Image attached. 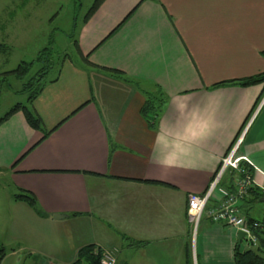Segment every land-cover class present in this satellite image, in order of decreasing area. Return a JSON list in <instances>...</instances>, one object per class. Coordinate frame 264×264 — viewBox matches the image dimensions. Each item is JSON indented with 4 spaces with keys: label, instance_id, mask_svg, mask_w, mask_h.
Returning <instances> with one entry per match:
<instances>
[{
    "label": "crops",
    "instance_id": "1",
    "mask_svg": "<svg viewBox=\"0 0 264 264\" xmlns=\"http://www.w3.org/2000/svg\"><path fill=\"white\" fill-rule=\"evenodd\" d=\"M74 43L84 65H63L30 104L42 132L55 129L42 138L20 112L0 123V178L13 204L71 228L69 258L58 250L53 263L91 245L116 264H234L244 241L205 211L193 232L187 196L206 191L235 147L254 187L240 214L264 222V84L210 88L264 72V0H103ZM150 89L163 99L148 126L139 111ZM209 123L207 138L181 141L192 147L183 167L155 163L159 136L172 142ZM237 178L226 169L206 209ZM18 190L35 209L13 199ZM48 256L42 264H53Z\"/></svg>",
    "mask_w": 264,
    "mask_h": 264
},
{
    "label": "rangeland",
    "instance_id": "2",
    "mask_svg": "<svg viewBox=\"0 0 264 264\" xmlns=\"http://www.w3.org/2000/svg\"><path fill=\"white\" fill-rule=\"evenodd\" d=\"M92 2L0 0V117L14 104L26 103L30 90L24 89L25 85L43 67L32 63L26 73L17 76L12 70L20 62H29L38 51L50 48L52 68L43 75L42 85L55 79L57 70L68 62L80 67L84 65L74 39ZM149 98H152L154 106L163 99L152 89L144 93V99ZM11 193L14 190L4 178H0V248L2 255H6L2 264H42L46 260L42 257L45 255H49L48 260L53 263L52 256L58 250L69 258L68 247L74 238L71 234V239L66 236L69 229L71 231L69 225H47L19 202L13 204ZM12 231L17 232L14 234Z\"/></svg>",
    "mask_w": 264,
    "mask_h": 264
},
{
    "label": "trees",
    "instance_id": "3",
    "mask_svg": "<svg viewBox=\"0 0 264 264\" xmlns=\"http://www.w3.org/2000/svg\"><path fill=\"white\" fill-rule=\"evenodd\" d=\"M103 0H93L91 6L88 8L87 12L82 18V22H85L86 19L95 11L97 6ZM131 14V13H130ZM130 14H128L125 18H127ZM75 45V43H74ZM77 49V45H75ZM50 48H44L36 54L35 58L29 62H20L17 66L12 70V72L20 76L27 72L28 68L31 66L32 63H38L43 65L38 72H36L25 85L26 90H30V94L26 98V103H16L12 107H10L1 117L0 123L9 117L11 114L16 112H20L24 118L26 124L37 131L42 133V138L47 136L51 131L43 133L41 130V124L39 118L36 114L32 111L30 104L32 100L39 94L42 88L41 79L43 75L52 68V64L49 62V52ZM78 50V49H77ZM111 75L117 74L116 71H109ZM118 78H120L118 76ZM264 84V72L258 73L249 77H245L242 79H235L229 81H222L211 85L210 88H217L223 86H238V87H248L255 84ZM160 104H162V100L154 106L152 104V98L145 100L142 107L140 108V115L144 118L148 126H151L154 123L155 117L157 116L158 109ZM154 106V107H153ZM63 122V121H62ZM60 124V123H59ZM254 188V187H253ZM253 188H249L247 193L252 190ZM262 196V195H261ZM13 199L20 200L26 203L28 206L32 207L33 209L36 208V201L34 197L27 192L18 190L17 193L13 196ZM252 219L245 217L246 223H251ZM260 224L259 227L252 229V234L255 239V243H245L246 248L239 252L238 248L236 247L233 254L234 264H264V225L262 221H258ZM100 256V251L98 249H94L91 245L82 247L76 253V258L71 264H98ZM2 258V249L0 248V260Z\"/></svg>",
    "mask_w": 264,
    "mask_h": 264
},
{
    "label": "built area",
    "instance_id": "4",
    "mask_svg": "<svg viewBox=\"0 0 264 264\" xmlns=\"http://www.w3.org/2000/svg\"><path fill=\"white\" fill-rule=\"evenodd\" d=\"M246 162L243 157L235 156V147L230 153L225 156L219 165L218 170L211 179L206 191L202 194H189L187 196L186 217L191 230L194 232L199 219L206 212L207 217L214 223L222 224L234 231L244 233L243 241L245 243H255L252 229L260 226L257 221L246 223L245 218L240 214L239 201L246 194L249 188H252V181L248 171L240 162ZM226 169L233 170L238 175V180L235 184V191L229 193L225 190H220L221 202L215 208L206 209V203L210 198L211 193L217 188V183ZM264 225V222H263ZM98 264H116L111 252L107 250L100 251Z\"/></svg>",
    "mask_w": 264,
    "mask_h": 264
},
{
    "label": "clouds",
    "instance_id": "5",
    "mask_svg": "<svg viewBox=\"0 0 264 264\" xmlns=\"http://www.w3.org/2000/svg\"><path fill=\"white\" fill-rule=\"evenodd\" d=\"M211 130V124H205L202 131L196 133L189 131L187 137L172 142H169L164 136H159L157 143L161 146V155L155 160V163L163 168L183 167L184 160L192 155V147L181 141L207 138Z\"/></svg>",
    "mask_w": 264,
    "mask_h": 264
},
{
    "label": "water",
    "instance_id": "6",
    "mask_svg": "<svg viewBox=\"0 0 264 264\" xmlns=\"http://www.w3.org/2000/svg\"><path fill=\"white\" fill-rule=\"evenodd\" d=\"M51 218L53 220H57V219H61L63 218V215H59V214H53L51 215ZM244 233L241 231H237L236 232V244L238 245L240 243V241L243 239Z\"/></svg>",
    "mask_w": 264,
    "mask_h": 264
}]
</instances>
